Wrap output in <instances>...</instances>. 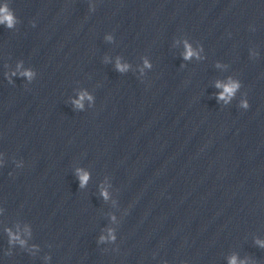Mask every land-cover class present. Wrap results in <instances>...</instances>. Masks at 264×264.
I'll return each instance as SVG.
<instances>
[{"label": "clouds", "instance_id": "1", "mask_svg": "<svg viewBox=\"0 0 264 264\" xmlns=\"http://www.w3.org/2000/svg\"><path fill=\"white\" fill-rule=\"evenodd\" d=\"M15 22H16L15 17L12 14V12L9 11L8 7L7 6L0 7V23H6V25L9 28H11L14 26ZM185 48H186V52L184 54L185 59H189L193 55H196V53L192 50V48L187 43L185 44ZM145 64H146V66H148L147 61H145ZM126 68H127V65H121L119 63V61H117V69L119 71H124V70H126ZM22 75L31 79L33 76V73L31 71H25L22 73ZM238 86H239L238 84L231 83V82L227 86L221 85L218 83L217 87H223L224 88V91L219 95V99H224L225 101L230 99L231 96L234 94L235 90L238 88ZM85 96H86V93H82L80 95V98L78 100L74 101V104H76L78 107H82V101L84 100ZM88 98L91 99V97H88ZM244 106L247 107V104H245ZM78 172H79V170H78ZM79 179H80V185H81V187H83L87 183L88 174L84 173V172H79ZM103 195L105 196V198H107L106 192L103 193ZM9 235L13 241L19 239L18 236L12 235L11 232H9ZM102 239H103V237H102ZM20 243L23 244L24 241L21 240ZM262 246H264V245H262ZM230 264H237V259L235 256H233L230 259ZM241 264H243V262H241Z\"/></svg>", "mask_w": 264, "mask_h": 264}]
</instances>
